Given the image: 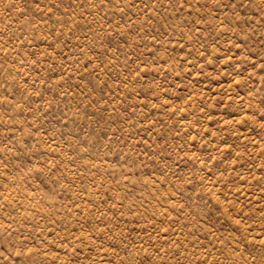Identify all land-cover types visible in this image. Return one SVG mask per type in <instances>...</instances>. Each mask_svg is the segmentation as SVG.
<instances>
[{"label":"rangeland","instance_id":"obj_1","mask_svg":"<svg viewBox=\"0 0 264 264\" xmlns=\"http://www.w3.org/2000/svg\"><path fill=\"white\" fill-rule=\"evenodd\" d=\"M0 264H264V0H0Z\"/></svg>","mask_w":264,"mask_h":264}]
</instances>
